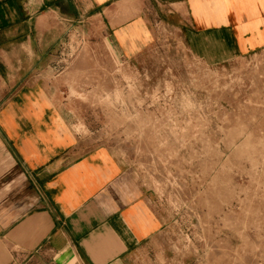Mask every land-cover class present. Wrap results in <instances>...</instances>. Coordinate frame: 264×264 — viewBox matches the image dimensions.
Wrapping results in <instances>:
<instances>
[{
	"label": "rangeland",
	"instance_id": "rangeland-1",
	"mask_svg": "<svg viewBox=\"0 0 264 264\" xmlns=\"http://www.w3.org/2000/svg\"><path fill=\"white\" fill-rule=\"evenodd\" d=\"M142 6L146 30L121 43L98 12L42 11L10 62L46 86L81 150L110 149L151 202L162 227L135 264H264V48L211 62Z\"/></svg>",
	"mask_w": 264,
	"mask_h": 264
},
{
	"label": "crops",
	"instance_id": "crops-1",
	"mask_svg": "<svg viewBox=\"0 0 264 264\" xmlns=\"http://www.w3.org/2000/svg\"><path fill=\"white\" fill-rule=\"evenodd\" d=\"M146 0H0V264L50 253L54 263L135 264L162 220L108 148L81 150L43 84L23 79L22 43L40 12L108 17L116 42L145 29ZM194 53L226 61L264 48V0H152ZM133 18L123 25L122 15Z\"/></svg>",
	"mask_w": 264,
	"mask_h": 264
}]
</instances>
